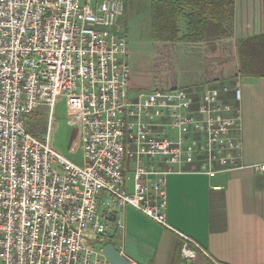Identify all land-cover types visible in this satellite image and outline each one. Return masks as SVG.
Masks as SVG:
<instances>
[{
	"label": "built area",
	"instance_id": "built-area-1",
	"mask_svg": "<svg viewBox=\"0 0 264 264\" xmlns=\"http://www.w3.org/2000/svg\"><path fill=\"white\" fill-rule=\"evenodd\" d=\"M124 12L122 0H0V264H111L95 247L123 228L110 214L130 206L167 226V174L195 162L209 176L241 168L240 112L226 101H239L237 85L154 89L129 103ZM58 97L79 126L82 166L50 146ZM39 106L50 115L40 139L25 128ZM180 236L193 259L200 247Z\"/></svg>",
	"mask_w": 264,
	"mask_h": 264
},
{
	"label": "crops",
	"instance_id": "crops-1",
	"mask_svg": "<svg viewBox=\"0 0 264 264\" xmlns=\"http://www.w3.org/2000/svg\"><path fill=\"white\" fill-rule=\"evenodd\" d=\"M237 11L240 18L241 8ZM179 28L186 32L184 18L180 19ZM235 28L232 40L237 42L243 35L239 34L236 16ZM196 61L185 65L182 71L195 75L198 72L195 66L199 65ZM236 75V65L227 69L226 79L235 81ZM237 86L239 101L233 102L231 95L226 101L234 103L240 112L241 168L209 176L205 166L195 162L167 174L164 184L167 226L130 206L116 214L122 221L120 229L124 230L123 255L133 264H264V173L256 168L264 164V77H246L242 81L239 77ZM156 164L160 169V164ZM134 166V162L126 159L124 171L133 173ZM153 179L148 177L150 181ZM127 187L132 190V185ZM112 228H117L116 224ZM180 234L200 247L193 259L182 257ZM107 238H112V234Z\"/></svg>",
	"mask_w": 264,
	"mask_h": 264
},
{
	"label": "trees",
	"instance_id": "trees-1",
	"mask_svg": "<svg viewBox=\"0 0 264 264\" xmlns=\"http://www.w3.org/2000/svg\"><path fill=\"white\" fill-rule=\"evenodd\" d=\"M235 16L243 35L237 42L232 40ZM151 18L150 36L155 45L175 51L184 48L197 57L198 72L193 75L197 83L225 80L227 68L222 66L231 59L239 77H264V0H154ZM181 18L186 20V32L179 28ZM171 82L155 89L188 88Z\"/></svg>",
	"mask_w": 264,
	"mask_h": 264
},
{
	"label": "rangeland",
	"instance_id": "rangeland-1",
	"mask_svg": "<svg viewBox=\"0 0 264 264\" xmlns=\"http://www.w3.org/2000/svg\"><path fill=\"white\" fill-rule=\"evenodd\" d=\"M122 1L125 5V12L118 24L122 26L123 34L126 37V59L131 69L130 82L126 89L129 103H136L138 101L137 96L140 92L152 91L156 87L170 84L171 81L177 86H183L185 84L188 88L194 87L199 91L206 86L219 87L223 84L232 87L238 84V82L236 84V80L234 81L233 78H227L216 83H197L192 73L187 74L185 71H181L185 69L181 68V65L194 64L197 62V57L193 54L189 55L184 48H180V51L165 49L163 44L155 45L152 41L150 36L152 19L151 8L154 0ZM190 60H193V62ZM224 65H226L228 69L236 64L233 59H231L229 61L227 60L225 64L221 66L224 67ZM240 78L242 81L246 77L241 76ZM185 80L187 82H184ZM49 116L46 107H37L34 112L26 118V130L28 131V129H30L31 134L40 139L47 132ZM78 127L75 120L69 119L67 99L58 97L51 114L49 126L50 146L72 163L82 166L81 136L78 132ZM193 136V145L200 150V155L203 156L206 137L203 133L194 134ZM145 160L151 161L157 168L156 158L144 159V161ZM126 165L130 166V163L127 161ZM125 179L126 183L131 186L132 172H125ZM109 233L112 234V238H105L103 241L97 242L95 244L96 249L101 251L104 243H110L118 252H124V244L121 243L124 238V230L110 228Z\"/></svg>",
	"mask_w": 264,
	"mask_h": 264
},
{
	"label": "water",
	"instance_id": "water-1",
	"mask_svg": "<svg viewBox=\"0 0 264 264\" xmlns=\"http://www.w3.org/2000/svg\"><path fill=\"white\" fill-rule=\"evenodd\" d=\"M116 215L110 214L109 220H115ZM101 242V241H100ZM103 255H105L111 264H133L129 259H127L123 254L119 253L112 244L104 243L101 249Z\"/></svg>",
	"mask_w": 264,
	"mask_h": 264
},
{
	"label": "flooded vegetation",
	"instance_id": "flooded-vegetation-1",
	"mask_svg": "<svg viewBox=\"0 0 264 264\" xmlns=\"http://www.w3.org/2000/svg\"><path fill=\"white\" fill-rule=\"evenodd\" d=\"M100 241H102V240H100Z\"/></svg>",
	"mask_w": 264,
	"mask_h": 264
}]
</instances>
